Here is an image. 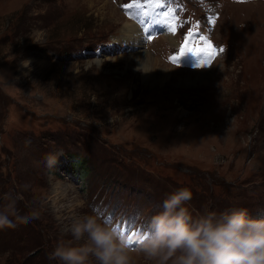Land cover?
Here are the masks:
<instances>
[{"label": "rangeland", "instance_id": "1", "mask_svg": "<svg viewBox=\"0 0 264 264\" xmlns=\"http://www.w3.org/2000/svg\"><path fill=\"white\" fill-rule=\"evenodd\" d=\"M181 187L264 219V0H0V264H57L85 214L131 235Z\"/></svg>", "mask_w": 264, "mask_h": 264}, {"label": "clouds", "instance_id": "2", "mask_svg": "<svg viewBox=\"0 0 264 264\" xmlns=\"http://www.w3.org/2000/svg\"><path fill=\"white\" fill-rule=\"evenodd\" d=\"M45 161L51 169L57 156ZM192 198L186 187L166 194L160 211L137 217L131 235L117 223L79 216L68 228L71 240L57 242L46 257L57 264H133L135 251L151 264H264V219L251 218L246 208L193 216L187 207ZM34 219L36 212L27 217ZM9 226L0 217V228Z\"/></svg>", "mask_w": 264, "mask_h": 264}, {"label": "bare ground", "instance_id": "3", "mask_svg": "<svg viewBox=\"0 0 264 264\" xmlns=\"http://www.w3.org/2000/svg\"><path fill=\"white\" fill-rule=\"evenodd\" d=\"M104 7L109 8V2L106 1L104 4ZM110 11H111V14H113L112 10H110ZM142 16H143L142 19H145V14H142ZM154 21H156V22H154ZM157 25H163V24L158 20H153L152 22L149 23L148 29L150 31H152V27H155ZM169 29L170 28H168V27L165 29L164 34H163V39H164V41H167V43H170L171 45L176 46V42H175L174 37H173V32H172V30H169ZM119 33H120V37L116 38L118 41H120L119 43L124 44V45L129 46V47H132V48H135V49L138 48L139 46H141L142 42L144 41L141 33L139 32L136 25L134 23H132V21L131 22L126 21L125 23H123ZM115 42H116V40H115ZM134 55L136 57H138V59L139 58H141V59L146 58L149 61L153 60V61L157 62L156 59H154L149 53H147L145 51L137 50L134 53ZM199 80H200V82H204L203 79H199ZM205 81H207V80H205Z\"/></svg>", "mask_w": 264, "mask_h": 264}, {"label": "snow or ice", "instance_id": "4", "mask_svg": "<svg viewBox=\"0 0 264 264\" xmlns=\"http://www.w3.org/2000/svg\"><path fill=\"white\" fill-rule=\"evenodd\" d=\"M208 47H209V48H212V45L209 44ZM191 51H192V50H190V49L187 50L186 54L191 53ZM219 51L222 53V52L224 51V49L221 48ZM207 56L209 57V59L205 61V64H206L207 66H210L211 63H212L213 60H214V54H213L212 52H207ZM180 59H181V57L174 58V59H172L170 62L173 63V64H176L177 66H179V63H178V62H179ZM197 67H203V66H197Z\"/></svg>", "mask_w": 264, "mask_h": 264}, {"label": "trees", "instance_id": "5", "mask_svg": "<svg viewBox=\"0 0 264 264\" xmlns=\"http://www.w3.org/2000/svg\"><path fill=\"white\" fill-rule=\"evenodd\" d=\"M78 161H79V162H78ZM78 161H76V162H77L78 166L80 165V168H81V164H80V161H81V160H78ZM75 168H76V167H75ZM73 171H74V173L76 174L77 171H76V170H73ZM80 172H81V170H80Z\"/></svg>", "mask_w": 264, "mask_h": 264}]
</instances>
